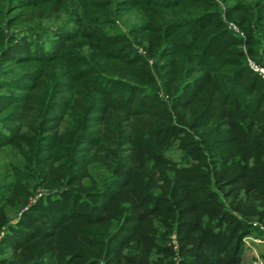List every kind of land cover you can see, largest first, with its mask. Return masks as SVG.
<instances>
[{"label": "trees", "instance_id": "obj_1", "mask_svg": "<svg viewBox=\"0 0 264 264\" xmlns=\"http://www.w3.org/2000/svg\"><path fill=\"white\" fill-rule=\"evenodd\" d=\"M248 60L264 68V0H0V264H246Z\"/></svg>", "mask_w": 264, "mask_h": 264}, {"label": "rangeland", "instance_id": "obj_2", "mask_svg": "<svg viewBox=\"0 0 264 264\" xmlns=\"http://www.w3.org/2000/svg\"><path fill=\"white\" fill-rule=\"evenodd\" d=\"M246 2H248V3H253L254 2V0H245ZM137 24L138 23V17L135 15V14H124L121 18H119L118 19V21L116 22V25H117V27H118V30L119 31H121V32H123V33H127L128 32V30L134 25V24ZM231 29H233L234 31H236L232 26L230 27ZM248 61H250L251 62V60H248ZM4 157V159H3V163H5V162H8V159H10V157H9V154L8 155H6V154H1L0 153V158H3ZM168 157L169 158H171L172 160H179L180 159V155H179V153H178V151H175V150H172V151H169V153H168ZM1 168H2V164H1V166H0V174H1V172H3L2 170H1ZM256 236V238L257 239H259L261 242L262 241H264V234H262V233H258V232H255V233H253L251 236H250V238L252 239L253 237H255ZM254 239V238H253ZM252 239V240H253ZM260 241L258 242L259 244H257V243H254L253 241H248V243H249V247L247 246V245H245L244 244V248H248L249 249V251L248 250H246V255H249L248 257H247V259L250 261V264H262V258H261V256L259 255V252L260 251H258V248H257V246H264V242H262V243H260ZM250 247H252V249L253 248H256L257 249V251H256V254H254L253 252V250L252 249H250ZM244 251H245V249H244ZM243 251V254L245 253ZM243 256V255H242Z\"/></svg>", "mask_w": 264, "mask_h": 264}, {"label": "built area", "instance_id": "obj_3", "mask_svg": "<svg viewBox=\"0 0 264 264\" xmlns=\"http://www.w3.org/2000/svg\"><path fill=\"white\" fill-rule=\"evenodd\" d=\"M248 65L249 67L255 72L257 73L263 80H264V68L260 67V66H257L255 65L254 63L248 61ZM255 227H258V230L264 234V226H261V225H257V224H253ZM251 238L250 236L244 238L243 242L245 245H249L248 241H250Z\"/></svg>", "mask_w": 264, "mask_h": 264}, {"label": "crops", "instance_id": "obj_4", "mask_svg": "<svg viewBox=\"0 0 264 264\" xmlns=\"http://www.w3.org/2000/svg\"><path fill=\"white\" fill-rule=\"evenodd\" d=\"M254 238V239H253ZM252 239H251V241H253L254 243H257V244H259L258 242L260 241L259 239H257L256 238V236L255 237H253ZM262 242H264V241H262ZM261 241H260V243H262ZM249 247V246H248ZM257 248H258V251H260L259 252V255L261 256V258H264V246H257ZM245 249V253L243 254V256H242V260H243V262L244 263H246V264H250V261L247 259V257L249 256V255H246V250H248L249 251V249L248 248H244ZM250 249H252V247H250ZM254 252V254H256V251H257V249L256 248H253L252 249Z\"/></svg>", "mask_w": 264, "mask_h": 264}]
</instances>
